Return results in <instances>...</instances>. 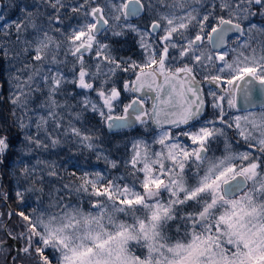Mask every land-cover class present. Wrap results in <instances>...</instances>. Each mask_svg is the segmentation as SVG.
Wrapping results in <instances>:
<instances>
[{
  "label": "snow or ice",
  "instance_id": "snow-or-ice-1",
  "mask_svg": "<svg viewBox=\"0 0 264 264\" xmlns=\"http://www.w3.org/2000/svg\"><path fill=\"white\" fill-rule=\"evenodd\" d=\"M4 83L0 264H264V0H2Z\"/></svg>",
  "mask_w": 264,
  "mask_h": 264
},
{
  "label": "rangeland",
  "instance_id": "rangeland-1",
  "mask_svg": "<svg viewBox=\"0 0 264 264\" xmlns=\"http://www.w3.org/2000/svg\"><path fill=\"white\" fill-rule=\"evenodd\" d=\"M0 2H2V0H0ZM17 2H20V0H17ZM23 2L24 3H31L32 0H23ZM10 14L14 15V18H16L19 15V12H18L17 9H13ZM2 68H3L4 76H6V78H8L9 64H8V62L6 60L3 62ZM8 88H9V85H8ZM2 91H3V87L0 88V97H2ZM2 110L3 109L0 108V112H2ZM89 121H90L89 127L95 126L97 129H99L98 135L101 136V140L103 141L104 148L106 150H111V152L114 154V156H118V155L121 154L120 152H117V148H122V146L124 144V141L126 139L134 137V136H137L143 131V129H140L138 127L137 129H133L128 134H124L122 136L113 138V139H115V142H114V140H112L110 138L103 137V135H104L103 134V130H101L103 128H102V125L99 123V117L90 116L89 117ZM117 139L118 140H122V142L117 143L116 142ZM56 151H59V149H54L53 150V155L51 157H48V158L52 159V160H55L56 159V156H55V152ZM63 156H64V153L62 152L61 153V157H63ZM80 161H81L82 164L85 165V170H92V167L99 168L101 170H103L105 168L104 162L102 160L101 161H96L95 155H91L88 152H85L84 155L80 157ZM1 172H5L4 168H2ZM3 183H4V180H3ZM6 183L8 185V180L7 179H6ZM5 190L9 191V188L6 187ZM13 209H16V208H13Z\"/></svg>",
  "mask_w": 264,
  "mask_h": 264
},
{
  "label": "trees",
  "instance_id": "trees-1",
  "mask_svg": "<svg viewBox=\"0 0 264 264\" xmlns=\"http://www.w3.org/2000/svg\"><path fill=\"white\" fill-rule=\"evenodd\" d=\"M10 15L14 18V15H12V14H10ZM121 50H123L122 52H123L124 55H134V54L136 55L137 52L139 51L138 48L135 47L134 41H133V39L131 37H129L125 41L124 45H121ZM3 78H4L5 81L7 80L6 76H4V74H3ZM8 89H9L8 88V84L4 83L3 91H2V97L4 98V102H3L2 105H0V108L3 109L2 113L4 115L8 114V112L10 110V107H11L9 105L8 101H7V96H8V92L7 91H8ZM102 128H103L102 130H103V134H104L103 137L110 138V139L114 140V142H115V139H113V138L122 136L124 134H128V133H130L132 131V130H130V131L124 130V131H120L118 133H112V132H109L104 126H102ZM14 135H15V132H14ZM116 142L120 143V142H122V140H118L117 139ZM120 150L121 151L123 150V146H122V148H120ZM5 163L8 165V167L0 166V172H1L2 168H4V171L6 173L9 172L10 168L15 165V160L12 159V160L6 161ZM6 179L8 180V185L6 183ZM3 186H4V188H6V187L9 188L10 199H9L8 204L11 206V208H16L17 209V202L15 200L14 192L11 191V189H13L15 187L14 178L11 177V176H6L5 179H4ZM21 207H23V206H21Z\"/></svg>",
  "mask_w": 264,
  "mask_h": 264
},
{
  "label": "flooded vegetation",
  "instance_id": "flooded-vegetation-1",
  "mask_svg": "<svg viewBox=\"0 0 264 264\" xmlns=\"http://www.w3.org/2000/svg\"><path fill=\"white\" fill-rule=\"evenodd\" d=\"M124 43H125V41H122L121 44L119 45V47H120V53H119V54H120L121 56H127V55H124L123 52H122L123 50H121V45H124ZM138 50H139V49H138ZM138 53H139V51L137 52L136 55L134 54V55H131V56H133V58H137ZM105 128H106V127H105ZM137 128H138V126L135 127V128H132V129H126V130H127V131H130V130L137 129ZM106 129H107V128H106ZM101 130H102V129H101ZM107 130H108V129H107ZM112 133H113V132H112Z\"/></svg>",
  "mask_w": 264,
  "mask_h": 264
},
{
  "label": "water",
  "instance_id": "water-1",
  "mask_svg": "<svg viewBox=\"0 0 264 264\" xmlns=\"http://www.w3.org/2000/svg\"><path fill=\"white\" fill-rule=\"evenodd\" d=\"M125 130V129H124ZM109 132H112V131H110V130H108ZM121 131H123V130H121Z\"/></svg>",
  "mask_w": 264,
  "mask_h": 264
}]
</instances>
